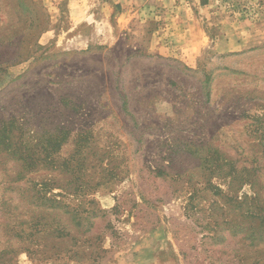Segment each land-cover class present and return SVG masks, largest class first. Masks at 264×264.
I'll use <instances>...</instances> for the list:
<instances>
[{
  "label": "rangeland",
  "instance_id": "1",
  "mask_svg": "<svg viewBox=\"0 0 264 264\" xmlns=\"http://www.w3.org/2000/svg\"><path fill=\"white\" fill-rule=\"evenodd\" d=\"M207 1L256 31L205 33L200 52L153 22L87 43L66 0H0V264H204L196 218L264 203V0ZM39 161L84 187L57 200L91 212L80 228L59 210V238L25 223L56 222L18 180Z\"/></svg>",
  "mask_w": 264,
  "mask_h": 264
},
{
  "label": "trees",
  "instance_id": "2",
  "mask_svg": "<svg viewBox=\"0 0 264 264\" xmlns=\"http://www.w3.org/2000/svg\"><path fill=\"white\" fill-rule=\"evenodd\" d=\"M63 166L66 168V165L64 164L61 168ZM57 168L56 163L52 161L29 163L26 167H24V171L20 173L21 175H19L20 178L18 180L29 178V185H31L33 191H35L33 198L36 199L42 207L47 209L46 214H51V216L54 215L53 218L56 220L55 223L49 225L46 218L40 215L35 218L32 217L31 220L25 221V223L32 222V227L37 229L36 231H39L40 234H48L52 231V233L48 235L59 238L63 231L66 232L64 229L61 230V227L58 224L61 221L59 210L63 209L66 210L67 213H72L74 215V220H72V222H76L74 224L80 228L82 227L83 221L90 217L91 212L85 211V209L79 210L80 206L76 209L64 201L57 200V197L64 196L63 193H66L67 195L79 196V193L84 192L83 185H78V182H76V187L73 188L69 186L67 181L60 183L55 176L48 172H55L58 170ZM30 173L40 174L41 177L40 179L30 178L28 176ZM111 176L116 178L118 173L115 174L112 172ZM211 186L216 188L213 185ZM55 189H60L62 193L54 195L53 191ZM217 190L220 191L218 188ZM262 202L263 201L259 195H256L254 198L246 197L245 200L231 197L225 202V204L230 205V211H234L233 215H230L231 217L228 220L219 223L215 213V203L210 205L209 210L207 211L209 217L204 220L205 223L200 222L203 220L196 218L194 224L197 225L198 223V226L201 227L202 231H208L201 241L204 249L202 260L204 264H264V203L262 204ZM247 203H249V206L246 210L245 204ZM94 214L95 211L93 212V215ZM23 233H25V231H23ZM70 233L73 237H76L72 230H70ZM228 234H231L234 238L239 237V240L232 244L228 243ZM174 235L176 236V240L179 244V233L174 231ZM101 237L102 236L99 235L98 241L101 240ZM191 247L196 249L195 245ZM51 248L52 246L49 245L44 247L46 251ZM179 249L184 259H187L189 254L185 250V247L183 245H179ZM12 252L15 253L17 251L13 250ZM40 252L42 253L44 250H40ZM230 252L233 254L235 253L233 258L227 256ZM241 252H244V257L239 256V253ZM237 254L239 258H237ZM44 259H47V257ZM63 264L72 263L66 262Z\"/></svg>",
  "mask_w": 264,
  "mask_h": 264
},
{
  "label": "crops",
  "instance_id": "3",
  "mask_svg": "<svg viewBox=\"0 0 264 264\" xmlns=\"http://www.w3.org/2000/svg\"><path fill=\"white\" fill-rule=\"evenodd\" d=\"M66 10L74 28L89 24L86 31L74 28L70 31L79 33L75 39L87 43L91 34L125 33L136 25L146 30V24L153 22L157 26L146 33H179L180 38L190 40L193 52H200L205 33H254L255 30L249 23L236 26L207 0H66Z\"/></svg>",
  "mask_w": 264,
  "mask_h": 264
}]
</instances>
